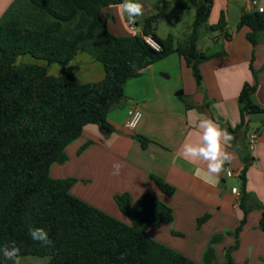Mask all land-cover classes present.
Masks as SVG:
<instances>
[{"label":"trees","instance_id":"obj_1","mask_svg":"<svg viewBox=\"0 0 264 264\" xmlns=\"http://www.w3.org/2000/svg\"><path fill=\"white\" fill-rule=\"evenodd\" d=\"M181 10L194 7V19L183 43L172 34L164 38L155 32L156 16L145 15L141 33L114 35L101 17V9L122 0H12L0 16V249L15 246L17 256L46 257V264H198L180 252L149 237L146 230L173 218L171 208L149 193L132 200L126 192L114 196L118 209L129 224L122 222L69 192L75 178H52L49 167L67 159L65 146L78 137L83 127L96 123L102 132L111 130L108 111L124 98L127 79L137 77L152 62L176 53L191 68L197 85L199 63L209 56L197 48L199 28L207 20L213 0H172ZM247 26L246 39L252 46L264 42V13L254 8L241 13L236 29ZM225 13L209 27L217 36L228 38ZM149 35L159 45L150 47ZM216 36V37H217ZM79 49L100 61L105 75L98 81L81 82L76 76L50 75L52 64L65 65ZM23 55L45 63L18 61ZM245 82L237 96L239 123L246 117L264 113L253 99L258 71ZM183 100L182 92L176 91ZM186 106H188L186 104ZM144 148L149 141L139 138ZM89 141L83 144L82 150ZM250 163L243 156L238 174L241 186L239 206L242 216L233 231L234 244L225 250V260L233 264L231 251L246 221L243 205L245 171ZM158 189L171 195L174 187L150 175ZM209 214L197 218L199 227ZM32 227H43L53 244L41 246L29 236ZM258 227L264 231V209ZM214 239L211 240V242ZM126 253L125 259H119ZM212 251L204 264H211ZM4 257L0 255V264Z\"/></svg>","mask_w":264,"mask_h":264},{"label":"crops","instance_id":"obj_2","mask_svg":"<svg viewBox=\"0 0 264 264\" xmlns=\"http://www.w3.org/2000/svg\"><path fill=\"white\" fill-rule=\"evenodd\" d=\"M11 1L0 3V16ZM142 4L148 9V3ZM115 6L101 9L103 17L112 14L111 19H105L109 32L114 35L140 34L145 14L140 26L135 21V28L131 29L126 14L122 13L124 23L117 22ZM250 8L248 0H213L208 16L210 24L215 23L220 12L224 11L226 23L233 32L228 38L218 35L204 50L209 57L199 63L201 81L197 92L189 67L179 55L174 89L169 88V82L163 77L156 75L155 63L147 65L139 76L126 80L124 98L108 111L106 120L111 130L104 133L98 124H86L81 134L65 146L67 159L50 165V177L75 178L69 189L72 195L121 221V216L120 219L116 217L121 213L114 202L115 195L126 192L135 200L144 193L151 194L171 208L173 219L148 228L147 235L152 231L153 234L149 235L152 239L198 264H204L205 253L210 247V263L217 264L225 260L226 248L234 244L233 231L242 216L238 174L243 166V156L247 155L250 163L245 171L243 200L246 221L238 234V245L230 255L233 264H264V231L258 227L264 209V113L248 115L245 129H235L239 123L237 96L242 85L251 80L250 63L256 69L264 61V46L261 45L264 42L252 46L245 37L249 28L244 25L236 29L241 13ZM26 57V62L45 63L30 55ZM260 71L253 99L264 106V69ZM48 73L54 76L71 74L81 82H90L102 79L105 70L93 55L79 49L67 64L50 65ZM163 76L167 77L166 74ZM177 90L182 96L189 95L190 101L186 103L179 99ZM130 104L138 106L143 113V120L135 130L124 126ZM201 120L213 121L232 137L224 144V150L231 154V161L225 164L219 175L209 173L204 162L189 163L180 156L181 146L186 141L199 142L198 133L202 134L203 130L197 125ZM249 123L251 128H248ZM250 130L257 132L252 151L246 145ZM139 138L149 140L144 148ZM87 141L89 143L79 151ZM116 162L123 165L119 175H113ZM226 168L231 169V175H227ZM150 175L172 185L174 192L163 194ZM233 177L237 179L236 184L230 180ZM233 187L237 189L236 193L232 192ZM204 214H209L208 219L196 228V218ZM186 224L195 229L193 249L174 245L176 235L170 229L183 232ZM161 233L168 239H163Z\"/></svg>","mask_w":264,"mask_h":264},{"label":"rangeland","instance_id":"obj_3","mask_svg":"<svg viewBox=\"0 0 264 264\" xmlns=\"http://www.w3.org/2000/svg\"><path fill=\"white\" fill-rule=\"evenodd\" d=\"M8 1H11V0H0V3H1V5H3L4 3L8 2ZM139 2L146 3V4L148 3L149 4L148 9L145 8V10H146L145 11V15H155L156 16V24H155L154 32H155V34L158 37L164 38L167 34H172L173 37H174L175 44L183 43L186 40V38L188 36V33L190 31L191 23H192V21L194 19V14H195L194 7H190L189 9H186V10H181V9H178V8H176L174 6L172 0H139ZM261 3L264 6V0H261ZM120 4L121 3L112 4V5H116L113 8H116L115 10H118V12H117V22H119V23L123 22L124 23V20H123V17H122V12L120 11V6H119ZM111 15L112 14L108 13V14H106L105 17H103L102 15H101V17L104 18V19H111L112 18ZM126 18H127V15H126ZM141 20H142L141 17H138L136 19V21H138L137 24L139 26L141 24ZM210 25H211L210 24V19L207 18V20L199 28V39L197 41V48L200 51H202L203 53H204V50L206 49V47H208L212 43V41H214V39L217 36V31L211 30L210 27H209ZM226 32L229 35H231L232 32H233L232 28L228 24L226 26ZM261 45L264 46V44H261ZM177 56L178 55L176 53H170L169 55L165 56L164 58H161L159 60H156V61L152 62L153 64L154 63L156 64L155 65L156 66V72H155L156 75H159V76L163 77L166 82H169L168 85H169L170 89L173 88L172 86L174 85V83L176 81V78H177V75H176V65H177L176 64V60H177ZM27 60H28V57H26V55H23L22 57L18 58V61L26 62ZM143 69L140 71V74H141V72H143ZM253 69L254 70H258V74H257V83H258V81H259V71L261 69H264V61L261 63L260 66L256 67V69L255 68H253ZM189 70L191 72V76L193 78V81H194V84H195V87H196V92H197V82H196V80L194 78L193 72H192L190 67H189ZM163 74L164 75L166 74L167 77L165 78L163 76ZM168 74L170 76H168ZM251 79H252V76H251ZM183 100L186 103L189 102L190 101V96L189 95L188 96H183ZM131 105H135V104H130V105L127 106V108L129 106H131ZM248 128H251L250 123H249V127ZM230 180H232L233 183H235V184L237 183V179L235 177L231 178ZM119 212L121 213V215L118 213L116 217H119V219H120V216H121L122 217L121 218L122 221L129 222V220L126 217V215L124 213H122L121 211H119ZM172 214H173V212H172ZM171 221H169V222H171ZM169 222H165V223H169ZM195 227L197 228V218L195 220ZM184 228H185V230H183V232L174 231L172 228L170 229L171 233L176 235V237H174V238L177 240L175 242V244L172 241H171V243L174 244L175 246H176V244H179V246H184V247H186L188 249H190V248L193 249L195 244H196L194 242L195 234L193 233V230H195V229L189 228V225L185 226ZM162 231H163V229H162ZM148 234L152 235L153 232L149 231ZM161 234L163 235V233H161ZM168 237H169V235H168ZM163 239H165V240L168 239L167 235H163ZM155 241H157V240H155ZM157 242H159V241H157ZM166 246H168V245H166ZM196 254H197V245H196ZM46 261H47V258L46 257H42V256H32V255L16 256L15 264H46Z\"/></svg>","mask_w":264,"mask_h":264},{"label":"clouds","instance_id":"obj_4","mask_svg":"<svg viewBox=\"0 0 264 264\" xmlns=\"http://www.w3.org/2000/svg\"><path fill=\"white\" fill-rule=\"evenodd\" d=\"M120 11L127 15L128 21L134 23L138 17L145 14L144 5L139 0H122ZM131 120L128 121L127 127L135 130L143 120V113L136 110L134 113L129 111ZM197 127L202 129V134L198 143L186 141L181 146L180 156L183 160L189 163L197 161L207 164V170L211 174L219 175L225 167V164L231 161V154L224 150V144L232 140L230 134L224 132L211 120L199 121ZM110 146V145H109ZM123 165L116 162L113 165V175H119ZM29 236L33 241L39 242L41 246H50L53 241L49 237V233L43 227H32L29 229ZM19 249L15 246H5L0 249V255L5 260L11 259L15 264L16 256ZM126 253H121L119 259L123 260Z\"/></svg>","mask_w":264,"mask_h":264},{"label":"built area","instance_id":"obj_5","mask_svg":"<svg viewBox=\"0 0 264 264\" xmlns=\"http://www.w3.org/2000/svg\"><path fill=\"white\" fill-rule=\"evenodd\" d=\"M248 2H249V6L251 8L256 9L258 12L264 13V6L262 5L261 0H248ZM129 27L131 29H134L135 28V22L134 23L129 22ZM143 39L150 47H152L154 49H159V45L157 44V42L153 38H151V36L144 35ZM136 110H139V108L135 105H131L127 108L126 116H125V120H124V126L126 128H129V127H127V123L132 118L128 114L129 111H132L134 113ZM256 140H257V132L255 130H250L246 135V145H247V148L249 151H252L254 149L255 144H256ZM226 173H227V175H231L232 174L231 169L226 168ZM232 192L236 193L237 189L235 187H233Z\"/></svg>","mask_w":264,"mask_h":264},{"label":"water","instance_id":"obj_6","mask_svg":"<svg viewBox=\"0 0 264 264\" xmlns=\"http://www.w3.org/2000/svg\"><path fill=\"white\" fill-rule=\"evenodd\" d=\"M3 264H13V261L11 259H8V260L4 259Z\"/></svg>","mask_w":264,"mask_h":264}]
</instances>
